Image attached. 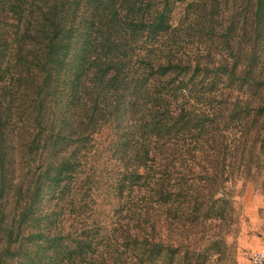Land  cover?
Returning a JSON list of instances; mask_svg holds the SVG:
<instances>
[{
    "label": "trees",
    "instance_id": "16d2710c",
    "mask_svg": "<svg viewBox=\"0 0 264 264\" xmlns=\"http://www.w3.org/2000/svg\"><path fill=\"white\" fill-rule=\"evenodd\" d=\"M242 172L264 191V0H0V264L221 262Z\"/></svg>",
    "mask_w": 264,
    "mask_h": 264
},
{
    "label": "rangeland",
    "instance_id": "374dc122",
    "mask_svg": "<svg viewBox=\"0 0 264 264\" xmlns=\"http://www.w3.org/2000/svg\"><path fill=\"white\" fill-rule=\"evenodd\" d=\"M185 9H178L174 14V23L178 26L177 37L179 44L178 54L182 59H190L195 63L198 57L201 63H207L209 60L208 51L205 49L204 42L207 39L208 30L204 19H200V24H197V17L190 13L186 14ZM192 11V9L190 10ZM108 132L103 129L100 132L99 138H96L91 145L92 156L89 158L88 170L91 171V165L102 163L108 166V161L111 155L104 149L108 141ZM105 180V179H104ZM107 184H102L101 187ZM260 186H256L255 182L246 178L242 173H239L234 182L233 194V212L232 222L225 235L229 244H232L229 256L221 262L216 263L212 260L210 264H252L251 256L255 252H264V191ZM91 197L95 201L96 206L90 205L93 214L88 222L93 223L94 220H103L106 224L117 222L119 219L114 213L115 204L111 199L107 190L101 192L92 191ZM135 196V194H133ZM89 197V198H91ZM87 216H89L87 214ZM90 217V216H89ZM73 218L65 220L63 223V232L65 234H73L76 236L74 228L79 225L72 221ZM124 221V220H123Z\"/></svg>",
    "mask_w": 264,
    "mask_h": 264
},
{
    "label": "built area",
    "instance_id": "2783aa9c",
    "mask_svg": "<svg viewBox=\"0 0 264 264\" xmlns=\"http://www.w3.org/2000/svg\"><path fill=\"white\" fill-rule=\"evenodd\" d=\"M252 264H264V252H255L251 256Z\"/></svg>",
    "mask_w": 264,
    "mask_h": 264
}]
</instances>
